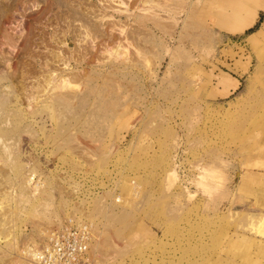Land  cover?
I'll use <instances>...</instances> for the list:
<instances>
[{"label":"rangeland","instance_id":"rangeland-1","mask_svg":"<svg viewBox=\"0 0 264 264\" xmlns=\"http://www.w3.org/2000/svg\"><path fill=\"white\" fill-rule=\"evenodd\" d=\"M54 1L0 0V74L36 66L19 59L22 42L1 40L41 15L53 18L38 30L57 48L55 13L68 10ZM137 1L115 0L108 15L132 16L102 27L109 37L113 22L145 19L142 55L73 60L83 76L73 105L20 103L0 83V264H29L24 247L70 216L91 222L99 264H264V25L224 31L228 0L150 11ZM86 6L102 11L100 0ZM68 37L64 53L78 57ZM230 75L240 88L221 97Z\"/></svg>","mask_w":264,"mask_h":264},{"label":"bare ground","instance_id":"bare-ground-1","mask_svg":"<svg viewBox=\"0 0 264 264\" xmlns=\"http://www.w3.org/2000/svg\"><path fill=\"white\" fill-rule=\"evenodd\" d=\"M34 1H35L34 4H37L36 1L38 0H34ZM92 1L93 0H79V1L55 0L54 1L55 5L59 7L58 8L59 10L60 7H65L68 10V12L64 13V16H67L66 18L65 17L60 18L63 15V13L60 12L61 14H59L54 12L55 16H57L59 19L60 30L61 28H63L62 32L60 31L59 33L57 29L54 30L57 31V33H52L50 36V40H51L50 42H54V44L57 47L56 49L50 47L46 42H44L47 39V36L45 35L46 32L44 30L42 31L38 30L39 26L46 27L49 22L51 23L50 19L53 18L50 17L49 15L50 13L41 15L39 20H37L36 23L34 22L33 27L30 28V30L28 31L21 30L22 32L19 34L14 33V34L2 35L1 41H3L5 45L11 46L12 48H17L19 43L22 42L23 47L21 48L19 59L20 60L23 58L31 59L35 61V65H36L34 66L32 65L31 62L27 63L25 61L26 63L25 67L14 69L16 71H12L11 64H9L7 61L9 69L8 71L7 70L6 71L11 73L0 74V83L1 82L5 83V85L2 87H5L7 89L8 91L7 96H10L11 94H14L16 96V94L20 92L21 95L22 94L23 95L22 97L18 98L19 102L23 103L22 98L23 96H25L24 98L28 100V105L30 106H32L33 104L35 105L36 103L50 104L52 102L66 106L73 105L72 102L75 99L77 100V98L78 99L80 98V93L77 92L76 86L73 84L75 82H79L83 78L81 72H80L81 74H79L78 72L72 71V68L70 66L72 65L73 60L78 64H84L87 62L86 60L88 59V55L90 54L91 56L92 55L97 56L98 58L96 59H98L99 62L102 61V60L100 61L101 56L102 59L104 60L107 59V57H109L110 59L115 56H117L118 58H122L123 55L127 56L128 54H130L129 52L133 50L132 48L136 49V52L139 55H142L141 52L142 49L139 46V41L141 40L139 39V36L142 35L144 31L145 21L143 20L145 19L138 16L139 19H137L136 22L137 26L136 28L134 27L133 29L127 26L124 21H119V20L115 21L112 24H110V28H111L110 31L112 32V35L110 33V36L108 37L104 30L105 28L104 26L106 24L103 26L104 28L102 27V24H104L102 22H104L105 18L113 19L119 17L122 19L123 17H125L129 19L132 15L126 14L123 16L120 11H117L119 14L112 13V15H108L109 14L108 10L112 8L111 4H113L115 0H100L101 8L99 6L97 7H99L100 10L102 11H99V14H96L95 11L92 10V8H90L91 5H88L90 7L86 6L87 4L92 3ZM156 1L157 0H138L137 5L134 9L144 10V11H150L156 8L172 9L169 0H164L163 2L165 4L162 7ZM120 3L124 4L122 0H120ZM139 3L142 4L143 6L142 8L139 7ZM38 5L39 4H37V6ZM256 6L258 8H264V0H258ZM191 8L189 9V12L191 13V15H194L197 11L195 12L194 8L193 9ZM129 11L130 9L127 5V12ZM50 12L52 11L50 10ZM251 14L252 16L250 15L244 18L245 25L248 24L250 25L253 22L254 14L252 12ZM43 17L44 20L42 19L41 21V18ZM65 20H67L66 23H64ZM238 23L241 24V22ZM154 24L155 26H159L161 28L164 27L163 23H161L159 19L155 20ZM241 28L244 29L243 27ZM69 35H71V38L74 39V43L76 44L77 49L76 48L75 49L78 50V57L76 55L77 58L74 57V55L72 56V54L71 56H67L64 53L63 47L65 48L68 46L67 41H69V37H68ZM99 41L103 42V46H102L103 51L97 53V51H99L97 50V43ZM111 41H112V45L109 46ZM83 46L85 48H83ZM86 47L88 48V50H90V52L86 51ZM78 60L80 62H78ZM29 78L33 82L31 87L25 86V84L29 82L28 81ZM12 79H14V81L17 80L19 84L15 85ZM228 83H230V81ZM49 98L51 99V102ZM1 99L4 98L2 97ZM222 181L223 180L219 181L218 186H221L220 184L222 183ZM216 188L217 190L219 189V187Z\"/></svg>","mask_w":264,"mask_h":264},{"label":"built area","instance_id":"built-area-1","mask_svg":"<svg viewBox=\"0 0 264 264\" xmlns=\"http://www.w3.org/2000/svg\"><path fill=\"white\" fill-rule=\"evenodd\" d=\"M93 240L91 222L70 216L24 247L23 254L29 264H99L91 257Z\"/></svg>","mask_w":264,"mask_h":264},{"label":"crops","instance_id":"crops-1","mask_svg":"<svg viewBox=\"0 0 264 264\" xmlns=\"http://www.w3.org/2000/svg\"><path fill=\"white\" fill-rule=\"evenodd\" d=\"M227 3L228 4H227L226 16H229V21L227 22V24H229V22L232 23L230 24V27L232 29L229 27V29H226V30L223 29L224 31L228 33H244V32L251 30L259 22H261L260 27H262L264 23V18L262 19V16L264 14V8H258L254 0L253 1L252 0H228ZM251 12L254 14L253 17H255V19L250 25L249 24L245 25L244 18H246V16H250V15L252 16ZM237 21L241 22L242 25L238 23ZM241 27H243L244 29H242ZM260 27L257 28V30L260 29ZM257 30H255L254 32L252 31V33L254 34L255 32H257ZM230 76L234 79V81H230L231 84H235V85L227 84L223 87L221 85L219 86L217 83V90L220 91L219 93L221 97L229 96L230 94L234 93L237 89L240 88L241 80L233 75H230Z\"/></svg>","mask_w":264,"mask_h":264}]
</instances>
